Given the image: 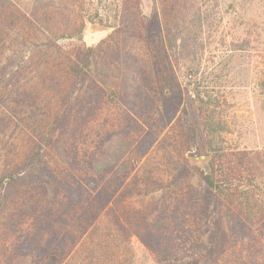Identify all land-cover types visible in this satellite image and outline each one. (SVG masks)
Instances as JSON below:
<instances>
[{
    "label": "trees",
    "instance_id": "16d2710c",
    "mask_svg": "<svg viewBox=\"0 0 264 264\" xmlns=\"http://www.w3.org/2000/svg\"><path fill=\"white\" fill-rule=\"evenodd\" d=\"M152 1L145 16L140 0H0V83L23 89L13 115H0V129L6 121L15 123L35 140L15 167L0 166V264H126L128 254L134 255L130 235L108 213L119 209L124 183L165 130L182 126L191 102L213 156L209 171L195 169L200 182L248 221L255 216L254 226L264 221L251 191L235 186L212 109L219 100L202 75L209 32L225 18L222 1ZM88 24L110 33L88 46ZM223 42L229 52L250 43ZM259 91L264 113V76ZM113 102L129 110L128 122L80 159V125ZM49 154L60 167L51 166ZM17 202L16 218L11 209ZM23 211L30 219L27 229L15 238L6 235ZM71 221L75 232L67 247Z\"/></svg>",
    "mask_w": 264,
    "mask_h": 264
},
{
    "label": "rangeland",
    "instance_id": "374dc122",
    "mask_svg": "<svg viewBox=\"0 0 264 264\" xmlns=\"http://www.w3.org/2000/svg\"><path fill=\"white\" fill-rule=\"evenodd\" d=\"M221 1L225 18L209 32L212 44L202 75L213 100H219L212 109L224 137L220 147L232 159L235 186L240 183L251 191L252 203L264 210V113L259 91V80L264 76V3ZM140 2L143 14L150 16L153 1ZM109 33L88 24L84 42L94 46ZM232 39H249L250 43L244 50L229 52L223 41L228 43ZM19 86L0 83V115H13L15 100L23 92ZM172 97L179 99L176 94ZM129 116V110L115 102L93 110L76 134L75 147L80 159L90 155L102 138L123 128ZM169 127L124 183L119 209L108 213V220L116 214L130 235L134 255L131 258L128 254L126 264H235L238 260L264 264V221L254 226L255 216L248 221L235 207L224 205L214 193L206 191L197 176L195 169L209 171L213 158L206 147L197 104L190 103L182 126L174 133L167 134ZM0 131V166L8 170L33 148L35 140L15 123L6 121ZM203 155H210V160L193 162L194 157ZM47 158L51 166L60 167L53 155ZM17 211L19 202L11 209L16 218ZM29 224L28 213L23 211L5 233L15 238ZM68 230L71 235L66 246L70 247L75 232L73 221Z\"/></svg>",
    "mask_w": 264,
    "mask_h": 264
},
{
    "label": "water",
    "instance_id": "95a60500",
    "mask_svg": "<svg viewBox=\"0 0 264 264\" xmlns=\"http://www.w3.org/2000/svg\"><path fill=\"white\" fill-rule=\"evenodd\" d=\"M210 155H203L199 157H194L193 162H208L210 160Z\"/></svg>",
    "mask_w": 264,
    "mask_h": 264
}]
</instances>
